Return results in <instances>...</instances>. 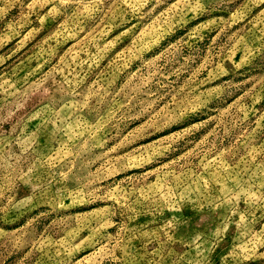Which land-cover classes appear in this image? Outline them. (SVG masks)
Returning <instances> with one entry per match:
<instances>
[{"label": "rangeland", "instance_id": "rangeland-1", "mask_svg": "<svg viewBox=\"0 0 264 264\" xmlns=\"http://www.w3.org/2000/svg\"><path fill=\"white\" fill-rule=\"evenodd\" d=\"M0 264H264V0H0Z\"/></svg>", "mask_w": 264, "mask_h": 264}]
</instances>
